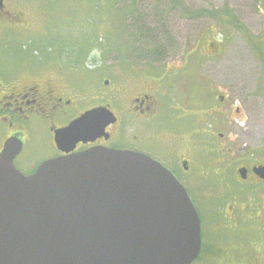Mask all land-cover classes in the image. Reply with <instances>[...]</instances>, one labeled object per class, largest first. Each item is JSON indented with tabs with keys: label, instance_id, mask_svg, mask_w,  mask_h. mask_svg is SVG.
<instances>
[{
	"label": "rangeland",
	"instance_id": "374dc122",
	"mask_svg": "<svg viewBox=\"0 0 264 264\" xmlns=\"http://www.w3.org/2000/svg\"><path fill=\"white\" fill-rule=\"evenodd\" d=\"M129 1L136 3L137 17L143 15L139 20L144 19L147 28L160 38V43L164 45V59L142 58V43L138 38L135 42L129 20L119 30H114L118 36L117 46L110 48L106 54L97 49L99 52L95 53V58L100 64L96 65V61L86 55L72 57L70 51L74 50L73 47L62 39L72 38L82 43L85 40L83 30L86 28L92 33L95 28L87 26L89 21L83 25L87 18L78 15L72 19V4L66 0H20L13 10L24 15V27H16L10 22L2 24V29L15 32L12 44H24V50L17 56L19 74L30 78L70 71L71 85L82 89L87 106L106 102L113 95L126 91L133 94L147 90L154 82L159 87H170L169 79L175 91L172 90L171 96H166L163 101L171 107L177 102L185 107V98L190 94V74H194L203 87L195 86L200 89V99L192 100L189 111H199V120L194 122L190 112L184 113L179 109L181 124L178 125L169 122L168 109L163 110L156 124L141 133L143 146L157 147L167 155L176 151L187 153L194 164L191 179L194 178L201 187L206 182L218 187L222 185L223 177L234 181L238 167L236 161L247 157L264 161L263 60L248 38L235 27L222 28L214 18L184 14L189 9H207L218 17L227 6L234 10L250 35H262L259 42L264 49V0H182L187 9L181 7L180 10L171 0L126 2ZM117 7H121V3ZM57 36L62 42L57 47L52 46L50 53L47 52V45L53 44ZM136 47L138 50L134 51ZM193 52L195 57L191 63ZM72 59L75 67L71 66ZM87 64H92V69L96 68L86 71ZM161 66L169 76H156V70ZM105 79L110 80L108 85L104 84ZM212 92L216 96H212ZM219 95L225 96L223 102L219 100ZM108 102L113 108H118L112 99ZM220 108L226 110L225 118ZM220 116L222 120H227L226 124H220ZM198 122L200 127L215 125L216 133H224L222 139L217 137V148L229 149L232 156L220 154L214 146L213 149L203 146L193 134ZM217 155L219 157H215ZM233 189L244 202L250 203L249 197H246L248 185H235Z\"/></svg>",
	"mask_w": 264,
	"mask_h": 264
},
{
	"label": "water",
	"instance_id": "95a60500",
	"mask_svg": "<svg viewBox=\"0 0 264 264\" xmlns=\"http://www.w3.org/2000/svg\"><path fill=\"white\" fill-rule=\"evenodd\" d=\"M115 121L107 107L88 110L56 142L94 140ZM19 150L10 139L0 151V264H191L198 255V211L151 156L99 146L25 175Z\"/></svg>",
	"mask_w": 264,
	"mask_h": 264
},
{
	"label": "flooded vegetation",
	"instance_id": "af4514ba",
	"mask_svg": "<svg viewBox=\"0 0 264 264\" xmlns=\"http://www.w3.org/2000/svg\"><path fill=\"white\" fill-rule=\"evenodd\" d=\"M19 1L0 0V151L10 139L20 143L21 148L13 162L25 175L35 173L47 160L99 146L150 155L175 174L198 211L201 248L191 264H264V177L260 173L264 169V161L250 157L236 161L238 167L234 181L223 177L224 181L218 187L211 182L201 187L194 178L191 179L194 164L187 153L176 151L167 155L157 147H144L141 141V133L152 128L166 108L171 109L167 114L168 121L181 124L178 111L184 108L179 102L171 107L163 101L166 96H171L173 84L171 88L159 87L153 81L154 85L147 90L133 94L126 91L113 95L106 102L87 106L82 89L71 85L70 71L30 78L22 76L18 72L20 63L17 56L24 50V44H12L15 32L2 29V24L7 22L24 27V15L13 10ZM195 86L194 83L189 85L190 90ZM111 99L117 103V109L108 102ZM219 100L223 102L225 96L220 95ZM97 107L109 108L116 121L111 122L94 140L79 141L70 147L58 145L57 130ZM189 109L183 112H190L194 116L193 121H198L199 111ZM219 111L225 118L226 110L220 108ZM222 117L220 124L227 121ZM201 133L208 137L202 140L203 146L211 149L214 146L220 154H230L229 149L217 148V137L222 139L225 134L216 133L215 125L200 127L198 122L193 134L198 137ZM240 169L245 176L241 175ZM243 184L249 186L246 196L249 197V204L233 189L235 185Z\"/></svg>",
	"mask_w": 264,
	"mask_h": 264
},
{
	"label": "trees",
	"instance_id": "16d2710c",
	"mask_svg": "<svg viewBox=\"0 0 264 264\" xmlns=\"http://www.w3.org/2000/svg\"><path fill=\"white\" fill-rule=\"evenodd\" d=\"M70 2L72 5L70 7V14L72 19H74L78 15H83L86 20H84L83 25H86L87 21H89L88 27H95L93 29V32L91 33L89 30H83L85 35V40L81 42H77L70 39H62L65 40L64 43H69L73 47V51H70V54L73 56H79L82 57L86 55L87 58H89L92 61H96V65L100 64V61L95 58V53H98V48L101 49L105 54L109 52V49L112 47L117 46L118 43V36L115 34L114 30H119L120 26L123 25L126 21L129 20L132 29H133V35L134 40L136 42V39L138 38L139 41H141L143 53L142 58L145 59H152V60H162L165 58L164 54V45L160 43V38L156 35V33L150 29L147 28L146 21L143 19L140 21L139 19L143 17L142 14H140L137 17V13L139 12L136 8L135 2H126L127 0H66ZM172 4L175 6V8H178L179 10L181 7H184L187 9V6L184 5L182 0H171ZM121 3V7H117V4ZM117 7V8H116ZM221 16L218 15V17H215L214 14L211 12V10L207 9H189L184 14H189L192 17L196 16H208L211 18H214L217 20V24H219L222 28L233 26L236 29L240 30L250 41V43L253 45L254 49L257 52V55L264 61V49L262 45L260 44L259 40L262 37V35H250L247 28H245L236 17L234 10L225 7L222 10ZM69 13V12H68ZM101 23L104 27L101 28ZM62 40L59 39L57 36L55 41H52L53 44L47 45V52H51V48L57 47L58 44L62 42ZM137 49L134 48V51ZM138 50V49H137ZM133 51V49H132ZM139 56V55H138ZM195 57V56H194ZM193 57V58H194ZM81 59V58H80ZM71 65L75 66L76 64H73L75 61L71 60ZM192 61V60H191ZM94 66L95 63L93 64ZM92 64L85 65L86 71H93ZM157 74L156 76H162V78H165L168 75V71L164 70V67H160L158 70H156ZM169 88L172 87V83L169 79ZM193 82H195V77L193 76L191 78ZM199 88L202 87L199 80H197V84ZM191 89V94L187 96V99L184 101V111L185 109H188L190 106V103L192 100L200 98V89L199 88ZM212 96L214 95V92L211 93ZM198 101V100H196ZM171 110L169 108H166V110ZM167 110V114L169 111ZM177 111V110H176ZM200 142L205 138L208 137L201 133L198 134V137Z\"/></svg>",
	"mask_w": 264,
	"mask_h": 264
}]
</instances>
